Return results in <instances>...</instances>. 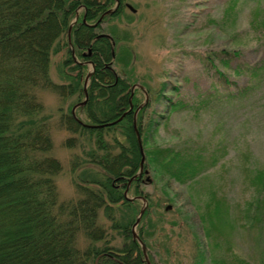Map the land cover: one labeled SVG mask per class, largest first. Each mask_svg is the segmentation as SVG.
Returning <instances> with one entry per match:
<instances>
[{"label": "trees", "instance_id": "obj_1", "mask_svg": "<svg viewBox=\"0 0 264 264\" xmlns=\"http://www.w3.org/2000/svg\"><path fill=\"white\" fill-rule=\"evenodd\" d=\"M116 1L0 0V264H147L132 236L142 199L146 207L139 239L147 244L146 235L155 229L150 198L139 188L143 174L151 171L157 179L191 183L223 155L188 139L167 147L156 143L161 120L182 107L181 84L164 81L153 90L143 83L132 92L138 80L130 46H123L112 29L109 33L100 29L103 22L121 15L125 0H118L116 10L105 14ZM239 1L226 0V10ZM57 55L60 82L49 71ZM205 57L206 71H212L216 86L232 96L249 93L251 81L264 70V62L251 64L239 50L210 51ZM118 64L121 70L114 67ZM89 65L93 69L87 99L74 111L77 119L69 103L66 109L59 108V124H54L71 134L63 144L72 150L79 145L84 155L75 156L71 164L77 195L61 201L55 178L62 166L50 155V133L57 122L45 111L39 91L50 90L62 102L73 99V106L82 102ZM94 124L106 125L87 126ZM142 156L143 169L137 175ZM78 169L87 170L80 176L75 174ZM253 177L257 189L249 207L264 206V168L256 169ZM126 189L132 199L125 197ZM211 198L213 210L203 219L211 222L208 226H217L223 207ZM100 211L109 221L108 230L120 236L119 247L105 241L108 235L98 223ZM162 228L155 229L156 234L169 238ZM205 232L214 243L207 248L196 239L192 264H231L225 256L215 255L220 249L216 232L209 227ZM79 236L89 240L83 248ZM98 241L104 243L98 246ZM150 262L156 264L152 258Z\"/></svg>", "mask_w": 264, "mask_h": 264}, {"label": "rangeland", "instance_id": "obj_2", "mask_svg": "<svg viewBox=\"0 0 264 264\" xmlns=\"http://www.w3.org/2000/svg\"><path fill=\"white\" fill-rule=\"evenodd\" d=\"M125 3L121 15L103 22L100 29L105 33L112 29L123 46H130L134 76L139 81L134 89L143 83L153 90L164 81L170 86L181 84L182 107L161 120L156 143L167 147L188 139L223 153L217 165L191 183L181 184L164 176L157 179L151 171L143 174L139 188L150 198L151 222L158 231L166 229L169 236H159L154 228L146 235L147 244L142 243L148 260L152 258L156 264H192L196 239L207 248L214 243L206 237L205 229L209 227L220 241L216 257L225 256L231 264H264V206L249 207L257 189L254 172L264 168V70L251 81L254 85L249 93L232 96L216 86L212 71H206L204 64L206 54L220 49L239 50L251 64L264 62V0H240L231 11L226 10V0ZM107 11L105 14L113 12ZM60 59L59 55L51 59L49 71L55 82H60ZM120 66L114 67L121 70ZM238 80L239 86L243 85V79ZM39 96L45 111L57 122L53 125L59 124V108L66 109L69 103L73 107V99L62 102L47 89L40 90ZM139 96L143 98L144 94ZM80 114L86 119L84 113ZM50 134V155L62 166L55 178L56 187L59 199L65 201L77 195L71 164L75 156L82 158L83 151L79 145L72 150L63 144L71 134L59 125H54ZM86 170L78 169L75 174L83 176ZM212 196L223 207L222 221L217 226H208L211 222L206 224L203 219L213 210ZM140 204L144 206L143 201ZM169 204L171 209L165 210ZM98 223L105 226V241L119 247L122 240L108 230L109 221L102 211ZM88 242L78 237L80 247Z\"/></svg>", "mask_w": 264, "mask_h": 264}, {"label": "water", "instance_id": "obj_3", "mask_svg": "<svg viewBox=\"0 0 264 264\" xmlns=\"http://www.w3.org/2000/svg\"><path fill=\"white\" fill-rule=\"evenodd\" d=\"M127 6H128L129 8H131L130 5H127ZM132 10H133V9H132ZM110 11H113V10H108L107 12H110ZM76 19H77V15H76V17H75V21H76ZM100 19H101V18H100ZM100 19L94 24V26H96V25L99 23ZM71 26H72V24H71ZM71 26H70V27H71ZM68 38H69V37H68ZM69 42H70V38H69ZM91 66H92V65H91ZM92 69H93V66H92ZM91 73H92V70L89 71V72L86 74V77H85V80H84V94H85V99L82 100V102L75 104V105L72 107L71 111H70V112H72V115H73L76 119H77V117H76L74 111H75V109H76L78 106L83 105V104L85 103V100L87 99V82H88V79H89ZM135 86H136V85H134V86L132 87V92H133V89H134ZM131 107H132V106L130 105V109H131ZM139 109H140V106H139V108H136V110H135V116H136V113H137V111H138ZM113 123H115V122H113ZM111 124H112V123H111ZM104 125H106V124H94V125H87V126H88V127H103ZM134 126H135V120H134ZM138 140H139V143H140V138H139V137H138ZM141 152H142V150H141ZM143 162H144V156H142V158H141V161H140V169H139L137 175H141V172H142V169H143ZM137 175H136V176H137ZM136 176H133L132 179L136 178ZM124 195H125V197L128 198V199H132V198H130V197L127 196V189L125 190ZM142 200H143V202H144V206L141 208V210H140V212H139V214H138V216H137V218H136V221H135V223H134L133 226H132V233H133L132 236H133V237L139 242V245L141 246V248H142V252H143V254H144V256H145L146 263H147V264H151L150 261L148 260L147 256H146L145 246H143L144 244H143L142 241L139 239V237H138L139 235H138L137 232L135 231V227H136L137 225H139L140 218H141V216L143 215V212H144L145 207H146V201H145L144 199H142ZM170 209H171V205H170V204L167 205V206L165 207V210H170Z\"/></svg>", "mask_w": 264, "mask_h": 264}]
</instances>
